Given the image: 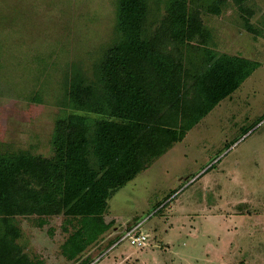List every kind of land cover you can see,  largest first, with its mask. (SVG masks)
Segmentation results:
<instances>
[{"label": "rangeland", "instance_id": "374dc122", "mask_svg": "<svg viewBox=\"0 0 264 264\" xmlns=\"http://www.w3.org/2000/svg\"><path fill=\"white\" fill-rule=\"evenodd\" d=\"M171 1L151 0L152 27ZM250 8L257 34L247 31L232 1L221 16L204 14L203 20L212 32L210 50L259 66L167 157L109 201L119 224H142L148 245L99 241L69 261L61 253L69 236L62 216L45 218L43 225L44 218L18 217V243L31 260L264 264V0H251ZM117 18L118 0H0V153L53 156L52 135L65 110L71 71L78 67L92 77L116 41Z\"/></svg>", "mask_w": 264, "mask_h": 264}, {"label": "trees", "instance_id": "16d2710c", "mask_svg": "<svg viewBox=\"0 0 264 264\" xmlns=\"http://www.w3.org/2000/svg\"><path fill=\"white\" fill-rule=\"evenodd\" d=\"M231 1L247 31L257 34L251 0H172L154 27L151 0H118L116 41L92 77L75 67L65 84L53 156L0 153V264H44L18 243L17 218L32 216L44 218L40 225L62 216L69 236L61 253L77 261L112 227L104 214L113 190L183 142L240 89L259 64L210 50L212 32L203 20L221 16Z\"/></svg>", "mask_w": 264, "mask_h": 264}, {"label": "crops", "instance_id": "0c3cea01", "mask_svg": "<svg viewBox=\"0 0 264 264\" xmlns=\"http://www.w3.org/2000/svg\"><path fill=\"white\" fill-rule=\"evenodd\" d=\"M185 140V139H184ZM177 144H179V143H177ZM176 144V145H177ZM175 145V146H176ZM174 146V147H175ZM173 147V148H174ZM173 148H171L166 154H164L162 157H160L159 159H157L149 168H147L145 171H143V172H146V171H148L149 169H151L152 167H153V165H155L159 160H161L163 157H167L168 155H169V153H170V151L173 149ZM143 172H141V173H143ZM140 173V174H141ZM139 174V175H140ZM138 175V176H139ZM137 176V177H138ZM136 177V178H137ZM135 178V179H136ZM134 179V180H135ZM134 180H132L131 182H133ZM130 183V182H129ZM128 183V184H129ZM127 184V185H128ZM127 185H125L124 187H126ZM124 187H121V188H118V189H116V190H113V192H112V194H111V197L108 199V207H107V211L105 212V214H104V218H105V221H106V223L107 224H109V223H111V222H113V225H112V227L108 230V231H106L101 237H100V239H99V241H107V240H110V241H113V240H119L120 238H119V236L118 235H123L126 231H128L129 229H132V228H134V227H136L137 225H138V223H131V224H126V225H121V224H119V222L116 220V218H114V217H112L111 216V214L109 213V201L115 196V194L119 191V190H121L122 188H124ZM140 224V223H139ZM142 226V225H141ZM120 236V237H121ZM112 239V240H111Z\"/></svg>", "mask_w": 264, "mask_h": 264}, {"label": "built area", "instance_id": "2783aa9c", "mask_svg": "<svg viewBox=\"0 0 264 264\" xmlns=\"http://www.w3.org/2000/svg\"><path fill=\"white\" fill-rule=\"evenodd\" d=\"M141 225L142 224L140 223L136 227L126 231L119 239L118 244H121L125 241H129L132 246L141 249L145 248L148 245L149 238L147 235L142 233Z\"/></svg>", "mask_w": 264, "mask_h": 264}]
</instances>
